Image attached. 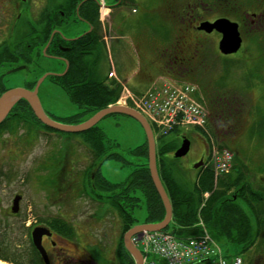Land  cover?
<instances>
[{
    "label": "rangeland",
    "instance_id": "rangeland-1",
    "mask_svg": "<svg viewBox=\"0 0 264 264\" xmlns=\"http://www.w3.org/2000/svg\"><path fill=\"white\" fill-rule=\"evenodd\" d=\"M3 1L0 0V3ZM64 1L28 0L29 5L26 2L22 5L30 6L31 16L35 18L41 8H46L47 11L54 10L60 4L65 5ZM232 1L236 8L227 5ZM232 1L98 0L99 26L97 27L103 36L105 51L96 62V69L102 76H107L108 80L113 79L122 83L121 102L118 103L117 98L108 106L121 105L137 109L133 101L151 87L163 82L175 86L183 84L192 86L194 91L191 96L205 112L207 129L211 130V126L216 132L217 139L215 137L213 142L217 147L223 146V143L228 145V148H225L232 152L234 175L236 176L239 170H243L254 188L264 187L262 24H249V17L244 20L240 31L244 38L243 51L234 56H224L219 52L217 47L219 37L214 32L205 33L188 24L190 17L197 18L194 25L202 19L219 16H226L236 22L244 13L242 8L252 10L255 4L253 0ZM71 11L62 20L52 21L53 31L58 33L56 36L73 39L88 29L77 11L73 8ZM24 21H28L27 17H24ZM5 22L0 9L1 37L7 34L6 29H2ZM6 37L10 38L11 34ZM193 38H199L204 45L200 54L202 62L195 65L194 72L188 74L185 70L176 72L170 69L161 70L160 66L168 50L177 44L180 50L186 49L188 42ZM47 46L48 42L45 46L35 43L29 48L27 59H19L10 65L0 66V78L4 73L0 80V95L14 88L30 90L28 83H33L35 86L44 77L37 89V98L41 107L50 118L68 121L67 117L78 112L79 108L53 81V77L64 72L66 62L63 58L54 56L53 51L45 53ZM185 51L189 54L190 50ZM17 66L23 68L16 71L9 70ZM149 73L151 76H148ZM216 93L231 98V102L228 103L232 107L229 108L235 113V117L231 118V129L226 133L217 125L214 110L204 103L207 98L216 97L213 95ZM228 103L223 101V108H226L224 105ZM218 104L220 106L221 102L218 101ZM144 118L152 126L151 119L148 116ZM29 125L25 127L23 124L13 133L7 131L0 133L2 250L12 254L16 249L24 248V244L27 243L25 227L35 222L42 223L47 216H56L63 217L73 225L77 241L89 244L88 247L93 255V262L91 259L90 264H108L119 242L121 224L113 210L104 209L101 204L91 200L81 190V175L89 169L92 160L89 150L82 143L80 136L49 132L35 121ZM97 125L102 130V142L107 152L119 154L117 158L102 160L100 175L113 184L123 182L141 161L142 156L135 155L132 150L146 141L145 131L137 120L119 113L103 117ZM195 128L181 127L163 135L156 133L152 126L154 144H158L159 137L166 136L168 140L176 139L175 142L179 143V146L181 136L192 134ZM197 150L192 146L186 156L176 159V167L182 176L185 175V180L194 178L199 170L193 168L194 164L199 162L195 161L199 154ZM207 159L210 164L209 158ZM52 179L54 184L50 183ZM16 194L21 195V200L18 214H13L10 206ZM208 195L209 193L204 196L207 198ZM133 216L136 220L135 225L146 223V207L142 197L139 206L133 210ZM165 229L169 230L167 227ZM219 244L224 257L230 261L237 247L224 241H219ZM261 249L264 257V234ZM248 252H254V247ZM248 252L240 253L242 264L255 255Z\"/></svg>",
    "mask_w": 264,
    "mask_h": 264
},
{
    "label": "trees",
    "instance_id": "trees-1",
    "mask_svg": "<svg viewBox=\"0 0 264 264\" xmlns=\"http://www.w3.org/2000/svg\"><path fill=\"white\" fill-rule=\"evenodd\" d=\"M92 1L65 0V5L60 4L52 10L58 21L71 13V8H73L81 19H88L92 22L90 31L71 40L73 46L70 53L66 55L68 64L66 71L62 75L53 77V81L79 108L78 112L67 117L68 121H61L51 116L54 120L65 122V124L85 121L97 111L114 103L122 93V83L113 79L108 80L107 76H102L96 69V62L100 60L102 54L98 42L102 34L99 29H97L98 33L95 31L96 26H99V4L97 0H94V3ZM48 11L40 10L35 18L31 17L30 20L22 23L21 30H17L12 41L9 39L0 41V65H10L19 59H27L28 50L35 43L43 46L52 39L50 35L53 25L42 23ZM33 87L34 84L29 83V88L33 89ZM213 95L216 97L207 98L208 101L204 97L206 99V102L203 99L204 103L214 110L217 125L220 129L222 128V132L226 133L228 129H231V118L235 117V113L229 108L232 107L229 104L231 98L220 96L218 93ZM218 101L221 102L220 106H218ZM223 101L229 102L224 105L226 108H223ZM32 121L49 132L81 137L82 143L92 156L89 169L81 175V190L91 200L101 204L104 209L113 210L120 220L121 235L115 251L116 260L113 264H135L134 257L124 246L123 235L136 223L133 210L139 206L141 197L146 207V223L160 222L165 216L163 202L149 171L147 139L142 145L132 150L135 155L142 156L136 168L123 182L113 184L100 175V164L104 159L119 157V154L107 152L102 142V130L97 123L82 132L58 131L42 124L35 117L27 101L20 99L0 122V133L3 134L5 131L13 133L23 124L29 127ZM210 129L209 132L216 136L211 126ZM165 137H159L158 144L155 145L158 176L172 209L171 220L166 226L169 230H165L173 233L178 239L195 237L202 234V229L198 225L201 219L216 244L220 246L219 241L235 244L237 251H234V256L247 253L254 247V252L248 253L255 255L250 257L249 261H245V264H264L261 249L264 234V187L254 188L247 179V173L243 170H239L235 176L233 161L230 170L219 176H215L210 167L206 169L199 167L194 178L185 180V175L182 176L176 167L177 158L173 156V151L179 143L176 144V139L168 140ZM222 147L228 148V145L223 143V146L220 145L219 148ZM50 183L54 184V180L52 179ZM205 192L209 193L207 198L204 197ZM42 223L60 236L75 238L73 225L63 217L45 218ZM33 227L34 224L25 227L27 243L24 244V248L16 249L9 254L3 251L0 245V259L12 264H44L32 243L31 230Z\"/></svg>",
    "mask_w": 264,
    "mask_h": 264
},
{
    "label": "built area",
    "instance_id": "built-area-1",
    "mask_svg": "<svg viewBox=\"0 0 264 264\" xmlns=\"http://www.w3.org/2000/svg\"><path fill=\"white\" fill-rule=\"evenodd\" d=\"M193 91L190 85L175 86L163 82L142 93L133 104L151 119L156 132L166 135L179 127L204 126L205 112L193 100ZM121 98L122 95L118 103ZM210 159L215 176L221 175L231 168L232 152L226 148L213 147ZM198 225L202 234L195 237L178 239L168 230H142L131 237V243L141 252V264H161L158 260L164 264H242L239 256L228 261L201 219Z\"/></svg>",
    "mask_w": 264,
    "mask_h": 264
},
{
    "label": "flooded vegetation",
    "instance_id": "flooded-vegetation-1",
    "mask_svg": "<svg viewBox=\"0 0 264 264\" xmlns=\"http://www.w3.org/2000/svg\"><path fill=\"white\" fill-rule=\"evenodd\" d=\"M230 1H232V0H230ZM24 2L27 3L28 0L27 1L26 0H4L3 2L0 3V9L2 10L3 18L7 22V23L5 22L2 29L3 30L6 29V31H7L6 36H8L9 33L11 34L10 38H7L6 36L5 37L0 36V41H3L4 39H9L12 41L15 38L17 30L20 31L21 30L20 26L22 25V23L25 22L24 17H27L28 20L31 19L32 10H31L30 6H28L29 3H27L28 4L27 7L23 6L22 3H24ZM92 2L94 3V0ZM253 2L255 4L253 5L252 10H246V9L242 8V13H243V11H244V13L242 15H240L241 16L240 20L237 19L236 22L238 23L239 32L241 31L242 24H244V20L247 19L248 17H249V24H255V23L262 24V29H263L262 38H263V43H264V0H253ZM227 5L231 8L234 6L236 8V5L233 1L231 3L229 2ZM41 10H47V9L41 8ZM189 16L190 15H188V17ZM219 17H226V16H219ZM216 18L217 17H214V18L211 17L208 19H202L201 21H204V20L213 21ZM196 19L197 18L190 17L188 20V24L192 25L196 28L198 25V24L194 25ZM79 20H81V19H79ZM82 20L87 24V27H88V29L85 32L90 31L92 22H89L88 19H82ZM52 21L55 22L56 18H55V14L52 13V10H51V11H48V15L42 19V23L45 25L46 24H52L53 25L54 23H52ZM97 29H98V27L96 26L95 31H97ZM53 30H52V34H51L52 39L48 42V46L46 47V50L44 52L46 53L49 51H53L52 54L54 56L63 58L64 61H66V55H68L70 53L71 48L73 46L71 43L72 39H63L59 35L56 36V34H58V33H57V31H53ZM85 32H83V33H85ZM213 32L220 39L221 34L218 33L217 31H212L210 33H213ZM97 33H98V31H97ZM240 35H241L242 40H241V45H240L239 50L236 53L227 54L224 56H231V55L234 56V55L242 53V51H243L242 44L244 42V38H243L241 32H240ZM201 39H202V37H201ZM98 42H99V45H100L102 52H104L105 46H104L103 36L101 37V39H98ZM46 43L44 44V46L46 45ZM203 46H204L203 42L201 40H199V38H193L190 40V42H188L186 49L181 48V50H180L179 44L171 47L169 50L167 49L168 53H166L165 57L163 58L162 65L160 66L162 68L161 70L170 69L172 72H176L179 70H183V71L185 70L186 73L191 74L192 72H194L193 70L195 69V65L197 63L202 62V57L200 59V54H201V50H202L201 48H203ZM191 48H192V50H191ZM184 49L187 51L189 49L190 50L189 54H186V51ZM9 70H11V69H9ZM9 70H7V71H9ZM3 75H4V73H3ZM3 75L1 76V78L3 77ZM148 76H151V74L149 73ZM1 78H0V80H1ZM28 85H29V83H28ZM219 119H220V117H219ZM182 136H185L189 139V141H190L189 149L192 146H194L196 149H198L197 151H199V154L196 156L195 161H201V166H199V167H201V169H206V168L210 167L209 166L210 164L208 163V159H207L208 158V149H209L210 139L215 138L216 136H214L213 133H212V135H211V133L205 134L204 131H202V130L200 131V129H198V128H195V130L192 134H183ZM182 136H181V138H182ZM186 155H184V156H186ZM195 161H193V163ZM199 167H196V168L193 167V168L195 170H198ZM51 217H54V216H47V218H51ZM37 223L38 222H35L34 227L35 226L47 227L43 223H40V222H39V224H37ZM48 229H49L51 234L48 236L43 235L42 239H41V243L46 250L50 264H90L91 259L93 262L92 251L90 250V247H88L89 244L82 243L83 241H80V242L77 241L76 237L74 239L73 238H67V237L65 238L63 236H60L59 234H57L55 231L51 230L50 228H48ZM68 246H71V248H69ZM117 246H118V244L114 248L112 259L108 260V263H110V264H113V262H115V260H116L115 251L117 249Z\"/></svg>",
    "mask_w": 264,
    "mask_h": 264
},
{
    "label": "water",
    "instance_id": "water-1",
    "mask_svg": "<svg viewBox=\"0 0 264 264\" xmlns=\"http://www.w3.org/2000/svg\"><path fill=\"white\" fill-rule=\"evenodd\" d=\"M196 29L202 30L206 33H210L212 31H217L221 34L220 39L218 41V50L220 53L227 55L236 53L241 45V35L238 29V23L235 21L230 20L226 17H218L213 21H200L197 25ZM66 62V71L68 64ZM23 68V66H18L10 71H16ZM64 72L58 75H62ZM44 78V77H43ZM42 78V79H43ZM42 79L36 83L32 90L25 89V88H14L8 90L0 95V122L6 117L8 112L10 111L11 107L20 99H25L29 104L32 112L34 113L35 117L44 125L58 130L62 132H69V133H77L85 131L92 126H94L97 122H99L103 117L109 114H124L130 116L137 120L141 126L143 127L146 139L148 142V166L152 181L155 185V188L163 202L165 208V216L160 222L154 223H145L139 224L131 227L124 235H123V242L124 246L127 251L134 257L135 264H141L142 255L141 252L137 247L131 244L130 237L134 234H139L142 230L154 231V230H162L165 229L166 226L169 224L172 216V209L167 194L162 186L160 178L158 176L157 168H156V161H155V144H154V137L152 130L150 128L149 123L144 118V116L139 113L137 110L121 106V105H110L104 109L97 111L87 120L80 122L78 124H62L58 123L52 118L48 116V114L43 110L41 104L37 98V89L39 83ZM190 147V141L187 137H182L180 145L174 150L173 156L175 158L183 157L187 154ZM201 166V161L194 164V168ZM21 200V195L16 194L12 199V204L10 206V210L13 214L17 213L19 210V202ZM50 231L48 228L44 226H35L31 230V239L34 247L39 252L44 264H50L48 255L46 253L45 248L41 243V239L43 235H50Z\"/></svg>",
    "mask_w": 264,
    "mask_h": 264
},
{
    "label": "bare ground",
    "instance_id": "bare-ground-1",
    "mask_svg": "<svg viewBox=\"0 0 264 264\" xmlns=\"http://www.w3.org/2000/svg\"><path fill=\"white\" fill-rule=\"evenodd\" d=\"M0 264H12V263H9V262H6L0 259Z\"/></svg>",
    "mask_w": 264,
    "mask_h": 264
}]
</instances>
